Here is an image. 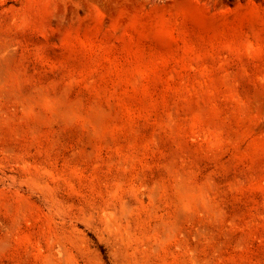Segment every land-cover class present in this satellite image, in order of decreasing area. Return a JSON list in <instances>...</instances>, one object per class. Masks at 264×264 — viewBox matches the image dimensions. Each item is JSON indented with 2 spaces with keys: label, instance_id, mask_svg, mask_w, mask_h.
<instances>
[{
  "label": "rangeland",
  "instance_id": "obj_1",
  "mask_svg": "<svg viewBox=\"0 0 264 264\" xmlns=\"http://www.w3.org/2000/svg\"><path fill=\"white\" fill-rule=\"evenodd\" d=\"M0 264H264V0H0Z\"/></svg>",
  "mask_w": 264,
  "mask_h": 264
}]
</instances>
